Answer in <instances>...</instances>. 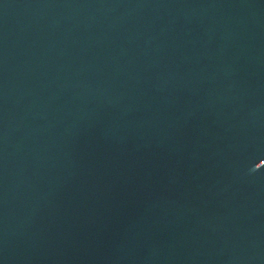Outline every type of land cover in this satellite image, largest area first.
<instances>
[{
    "label": "water",
    "instance_id": "water-1",
    "mask_svg": "<svg viewBox=\"0 0 264 264\" xmlns=\"http://www.w3.org/2000/svg\"><path fill=\"white\" fill-rule=\"evenodd\" d=\"M0 264H264V0H0Z\"/></svg>",
    "mask_w": 264,
    "mask_h": 264
}]
</instances>
